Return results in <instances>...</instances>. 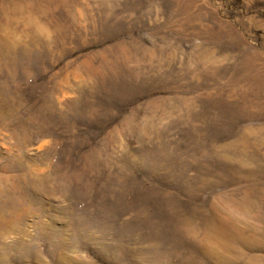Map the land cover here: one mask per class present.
Masks as SVG:
<instances>
[{"label":"rangeland","instance_id":"374dc122","mask_svg":"<svg viewBox=\"0 0 264 264\" xmlns=\"http://www.w3.org/2000/svg\"><path fill=\"white\" fill-rule=\"evenodd\" d=\"M259 190L264 0H0V264H264Z\"/></svg>","mask_w":264,"mask_h":264},{"label":"bare ground","instance_id":"6f19581e","mask_svg":"<svg viewBox=\"0 0 264 264\" xmlns=\"http://www.w3.org/2000/svg\"><path fill=\"white\" fill-rule=\"evenodd\" d=\"M254 194L255 196H253V198L255 201H257L259 197H264V191L261 190L257 192L254 191ZM250 199V196H246L245 199L240 202V208L244 216L249 214L250 206L254 202ZM195 221V219L182 220L178 227L183 231L186 237L194 239L195 244L201 250V255L207 261H211L215 264H236L237 262H241V264H252L259 261L257 256L245 254L240 251L241 248L235 247L233 245L234 236H227V232L224 231L217 219L203 217L200 222ZM135 255H138L136 259L140 264H173V255L166 251L159 252L152 250L148 256L145 255V252H139ZM135 255H132L127 260H132Z\"/></svg>","mask_w":264,"mask_h":264}]
</instances>
